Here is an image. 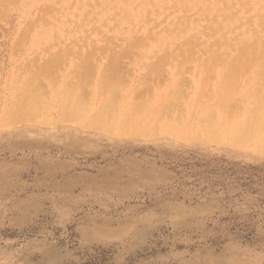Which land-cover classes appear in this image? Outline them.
<instances>
[{
  "label": "rangeland",
  "instance_id": "1",
  "mask_svg": "<svg viewBox=\"0 0 264 264\" xmlns=\"http://www.w3.org/2000/svg\"><path fill=\"white\" fill-rule=\"evenodd\" d=\"M263 96L264 0H0V264H264Z\"/></svg>",
  "mask_w": 264,
  "mask_h": 264
},
{
  "label": "bare ground",
  "instance_id": "2",
  "mask_svg": "<svg viewBox=\"0 0 264 264\" xmlns=\"http://www.w3.org/2000/svg\"><path fill=\"white\" fill-rule=\"evenodd\" d=\"M48 74V73H47ZM263 98H264V96H263ZM32 99H34V98H32ZM257 109H258V111L256 110L255 112L257 113V115L258 116H256V118H257V120H254V122L256 123L253 127H246L244 130H243V132H242V134L239 136V140H242V141H245L246 139H249V138H251V137H259V136H261L262 134H261V132H263V128H264V117L261 115V113L262 112H264V103H262L261 105H260V107L258 108L257 107ZM10 111V110H9ZM9 115H10V113H9ZM13 115V114H12ZM261 117V118H260ZM12 118H14V117H12ZM18 118V117H17ZM223 118V117H222ZM11 120V119H10ZM18 120V119H17ZM20 120V119H19ZM18 120V121H19ZM5 121V120H4ZM6 121H8V120H6ZM13 121V120H12ZM257 121V122H256ZM238 124V123H237ZM254 124V123H253ZM236 125V124H235ZM237 126V125H236ZM249 126V125H248ZM251 126H252V124H251ZM201 128V127H200ZM223 130V129H222ZM138 131V130H137ZM202 131H203V129H202ZM205 132V131H204ZM208 132V131H207ZM234 132V131H233ZM146 133V132H145ZM232 134V133H231ZM261 134V135H260ZM219 136H221V135H219ZM213 137V136H212ZM216 137V136H215ZM213 139V138H212ZM220 139V138H219ZM254 141H256V140H254ZM263 141V140H262ZM220 142V141H219ZM247 142H249V140L247 141ZM259 142V141H258ZM261 142V141H260ZM253 143V142H252ZM225 145H226V143H224ZM251 144V143H250ZM260 144V143H259ZM264 145V144H263ZM228 146V145H227ZM230 146H231V144H230ZM257 146H258V144H257ZM237 148V147H236ZM252 148H253V146H252ZM260 148V147H259ZM232 149H234V148H232ZM240 149V148H239ZM263 149V148H262ZM242 150V149H241ZM253 151V150H252ZM257 154H258V148H257Z\"/></svg>",
  "mask_w": 264,
  "mask_h": 264
}]
</instances>
